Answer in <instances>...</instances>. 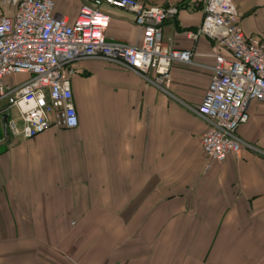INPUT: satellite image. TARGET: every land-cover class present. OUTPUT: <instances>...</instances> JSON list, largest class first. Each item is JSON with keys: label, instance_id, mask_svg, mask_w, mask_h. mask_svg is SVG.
I'll return each mask as SVG.
<instances>
[{"label": "crops", "instance_id": "obj_1", "mask_svg": "<svg viewBox=\"0 0 264 264\" xmlns=\"http://www.w3.org/2000/svg\"><path fill=\"white\" fill-rule=\"evenodd\" d=\"M176 6L162 39L192 49L161 91L137 72L100 59L72 64L78 125L32 138L5 136L0 114V264H264V106L251 102L237 134L253 148L207 163L194 112L210 80L212 41L195 40L205 0ZM245 33L264 35V0H233ZM81 0H55L72 22ZM107 39L138 46L125 9ZM22 76H17L22 80Z\"/></svg>", "mask_w": 264, "mask_h": 264}, {"label": "built area", "instance_id": "obj_2", "mask_svg": "<svg viewBox=\"0 0 264 264\" xmlns=\"http://www.w3.org/2000/svg\"><path fill=\"white\" fill-rule=\"evenodd\" d=\"M104 4L133 14L142 29L140 45L107 39L110 15L101 9ZM54 5L55 0H0V114L6 115L10 136L32 138L51 126L78 125L70 80L75 61L121 65L161 90L171 82L174 61L191 62L192 49L171 48L162 39V25L177 13L176 6L81 0L78 16L69 22L53 12ZM186 35L212 41L210 80L194 108L208 124L199 137L208 166L243 147L253 148L237 128L247 121L251 102L264 106V35L245 33L233 0H205L200 26Z\"/></svg>", "mask_w": 264, "mask_h": 264}, {"label": "water", "instance_id": "obj_3", "mask_svg": "<svg viewBox=\"0 0 264 264\" xmlns=\"http://www.w3.org/2000/svg\"><path fill=\"white\" fill-rule=\"evenodd\" d=\"M1 119H2V124H3V133H4L5 136H7L8 133H7V130H6V115L3 114L1 116Z\"/></svg>", "mask_w": 264, "mask_h": 264}, {"label": "rangeland", "instance_id": "obj_4", "mask_svg": "<svg viewBox=\"0 0 264 264\" xmlns=\"http://www.w3.org/2000/svg\"><path fill=\"white\" fill-rule=\"evenodd\" d=\"M169 85H170V83H169ZM169 85L168 86H165V85H161L163 88H164V90L166 91V88H168L169 87ZM157 88V87H156ZM159 89V88H158ZM159 90H161V89H159ZM164 90H161V91H164Z\"/></svg>", "mask_w": 264, "mask_h": 264}]
</instances>
